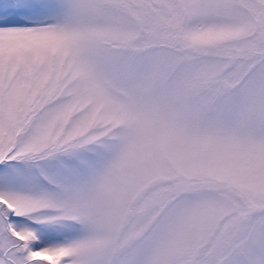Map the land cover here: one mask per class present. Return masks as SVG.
Listing matches in <instances>:
<instances>
[{"label":"snow or ice","instance_id":"snow-or-ice-1","mask_svg":"<svg viewBox=\"0 0 264 264\" xmlns=\"http://www.w3.org/2000/svg\"><path fill=\"white\" fill-rule=\"evenodd\" d=\"M0 264H264V0H0Z\"/></svg>","mask_w":264,"mask_h":264}]
</instances>
